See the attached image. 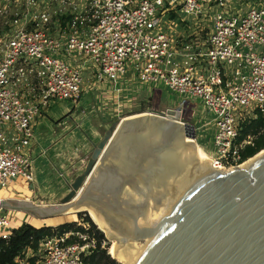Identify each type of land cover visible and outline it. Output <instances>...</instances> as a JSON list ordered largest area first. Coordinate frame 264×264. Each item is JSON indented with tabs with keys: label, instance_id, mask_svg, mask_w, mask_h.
<instances>
[{
	"label": "built area",
	"instance_id": "obj_1",
	"mask_svg": "<svg viewBox=\"0 0 264 264\" xmlns=\"http://www.w3.org/2000/svg\"><path fill=\"white\" fill-rule=\"evenodd\" d=\"M10 8L25 10L0 31V191L17 179L34 182V122L52 102L80 108L87 75L90 91L116 98L117 119L137 83L201 103L216 128L206 152L213 166L248 161L242 151L253 138L239 140L243 125L264 115V0H0V16ZM180 14L184 23L211 18L204 47L176 43ZM10 213L0 207L5 242L15 230ZM70 236L78 241L66 244ZM95 249L88 232L69 233L15 264H86Z\"/></svg>",
	"mask_w": 264,
	"mask_h": 264
},
{
	"label": "water",
	"instance_id": "obj_2",
	"mask_svg": "<svg viewBox=\"0 0 264 264\" xmlns=\"http://www.w3.org/2000/svg\"><path fill=\"white\" fill-rule=\"evenodd\" d=\"M195 140L180 109L124 118L58 205L0 207L39 219L91 210L120 264H264V150L219 169L196 158Z\"/></svg>",
	"mask_w": 264,
	"mask_h": 264
},
{
	"label": "rangeland",
	"instance_id": "obj_3",
	"mask_svg": "<svg viewBox=\"0 0 264 264\" xmlns=\"http://www.w3.org/2000/svg\"><path fill=\"white\" fill-rule=\"evenodd\" d=\"M24 10H25L24 8L8 9L7 14H5L4 16H0V31L7 30L8 26L6 22L16 16L20 17L23 14ZM180 15H181V18L179 17V21L176 20V22L177 24H179V26H182V30L180 29L178 33L179 29L177 28L173 29L174 30L173 33L175 34L174 37L175 36L177 37L176 43H179V39L181 37V40H185V42L190 43V44L192 43L193 45H195V47L196 46L204 47L203 43L205 44L207 37H208V33H209V29L207 27L212 26L210 16H209L210 19L206 18L205 20H203L200 17H198L197 19H192V23H189L187 21L188 23L187 24V23H184L182 20L184 19L183 18L184 15L183 14H180ZM22 25L23 24L19 23L17 26L21 27ZM212 31H213V28H212ZM87 81L88 83L86 85V90L88 91V95L84 96L83 102L80 108L75 109V111L70 112L68 114V115H71L73 113L76 114L75 118L77 120L73 122L71 116H67V118H65L66 120H68L66 122L67 124L66 127L67 128L70 127L72 129L70 133H72L73 131H76L75 134H73V136H71L70 138H68V140L64 142V144H66L67 147H70L71 153H73L71 158H68L69 159L68 164L70 163L75 164L74 156L76 158L80 157V161L77 164L79 165L78 170L76 172L79 173V171L83 167V165H81L80 162L83 164V163H87V161L89 160L91 153H92V144H98L100 140L102 139V137L105 135L106 131L114 123L120 122L123 118L132 117L133 115L142 114V113H145V114H148L151 112L165 113L168 109H180L182 111L183 122L192 124L197 129L195 142L201 149L204 150L205 153L207 152L204 149L206 148L208 150L207 144H205L206 139L202 136H204L206 133L208 134L209 132H211L212 124L209 125L207 121L204 123L200 122L199 116L201 115L203 116L202 111H201L203 106L201 103L196 102L195 100H191V99L183 100L181 99L180 96L169 94L161 90L160 88H150L151 90H149V92H144L146 91L144 90L145 89L144 86L137 83L136 85H133L132 87L128 89V96H130L132 100L127 103V107L122 108L123 112L125 111L124 112L125 117L121 116L117 119V117L115 116L116 112L115 110H113L114 102L116 98L112 94H110L109 93L110 91L108 90H104V91L102 90L101 92L98 90L90 91L89 89L91 87L90 84L92 83V79H90L89 75H87ZM110 95H112L113 97H111ZM58 103H66L70 109H73V106L68 102L63 101V102H58ZM58 103L52 102L50 106L53 107L55 105L54 108H56ZM197 103L199 104L197 105ZM54 108L53 110H55ZM204 112H205L204 116L207 117L206 120L207 119L211 120L213 118L212 112L210 110L205 109ZM52 118H53V120L51 121L52 125H56L55 123L59 120L61 122L62 120H64L63 116H60L59 118L57 115H52ZM37 121L38 120L36 119L33 125L34 134H35V138L37 141V144H36L37 152L39 153L40 158L44 159L43 163L45 164L47 163L48 166H51L52 164L54 168V169L51 168V171L48 175H47L48 171H45L44 173H41L39 177L41 179L47 180L46 187L50 189H56V180L53 181L52 176L59 177L62 183L65 184V187H68L69 189V184H68L69 180H67L68 178H66L68 174L66 173L64 169H61L62 167L60 166L58 157L55 156L54 152L49 151L50 148L53 146V145L51 146V144H53L54 141L46 142L47 139L45 140L46 138L45 136H47L50 133V131H54V129L50 131L41 129L40 126L39 127L37 126ZM66 127L60 126L59 130L65 131ZM51 136H53V139H54L55 136L54 135H51ZM34 145H32L29 148L30 151L33 150ZM42 148H44V150ZM212 150H214V148ZM60 156H62V154H60ZM31 157L32 159L34 158V162H36V160L38 159V158H35L36 157L35 155H32ZM61 158H63V156ZM35 166L39 167L41 165L40 163H37V165ZM57 167L61 169V171ZM76 172H74V174H72L73 176L72 175L71 176L74 177ZM19 180L20 179H17L16 182H18ZM68 193H65V194L67 195ZM1 195L3 194L0 193V196ZM44 195L45 194H42L41 196L40 195L37 196L38 197L37 199L39 200L40 204L44 206H55L60 203V201L53 199L52 197L49 198V196H47V198H45ZM48 204H52V205H48ZM81 213H82L81 216H79V213H76V214H69L61 218H55V219H49V220L39 219L33 215H30V219L28 220V222L31 225H34L40 228L41 227L57 228L58 226L66 224V223H73L75 228L82 227L84 230L85 229L89 230L90 225H88L85 222V217L90 218V216L87 212H81ZM18 214L20 215V217H23L24 215V213H18ZM108 243L110 244L108 247V254H110L109 251L114 243L113 241H109V240H108ZM105 246L107 245L105 244L104 247ZM117 262L119 263V261Z\"/></svg>",
	"mask_w": 264,
	"mask_h": 264
},
{
	"label": "crops",
	"instance_id": "obj_4",
	"mask_svg": "<svg viewBox=\"0 0 264 264\" xmlns=\"http://www.w3.org/2000/svg\"><path fill=\"white\" fill-rule=\"evenodd\" d=\"M207 28L209 30H212L213 23H212V26H209ZM144 88H145L144 90H146L144 92H149V90H151L148 87H144ZM110 96L113 97L112 95H110ZM114 104H115V102H114ZM198 104L199 103H197V105ZM50 105L46 109L41 110L39 116L37 117V120H38L37 126L38 127L40 126L41 129H45V130H49V131L54 129V131H50V133L47 136H45L46 137L45 140L47 139L46 142L54 141V143L51 144V146L52 145L53 146L50 148L49 151H53L55 156L58 157V161L60 163V166L62 167L61 169H64L66 171L68 176H66V175L65 176H66V178H68L67 179V180H69L68 182L72 183L79 175L83 174L85 167H86V164H87V163L82 164L80 162V164L83 165V167L79 171V173L76 171L78 170L79 165H77V164L80 161V157L76 158L74 156L75 164H71V163L68 164V161H69L68 158H71L73 153H71L70 147H67V145L64 144V142L66 140H68V138L73 136V134H75L76 131H73L72 133H70L72 129L70 127L69 128L66 127V125H67L66 122L68 120H66L65 118H67V116H71L72 121L73 122L76 121L77 120L75 118L76 114L73 113L71 115H68L70 112H73L75 110L70 109L66 103H58L56 108H54L55 105L53 107H51ZM114 107H115V105H114ZM53 108L55 110H53ZM201 111H202L203 116L202 115L199 116L200 122L204 123L207 121V123L209 125L212 124L211 132H209L208 134L206 133L204 136H202L206 139L205 144H207V147H208V150L206 148H204V149L206 151H213L212 149L214 148V138L216 135V128L214 125V121H213V118L211 120L210 119L206 120L207 117L204 116V114H205L204 107H202ZM52 115H57L59 118H60V116H63L64 120H62V122L59 120L55 123L56 125H52V123H51V121L53 120ZM60 126H65L66 130L60 131L59 130ZM51 135L55 136L54 139H53V136H51ZM36 144H37V141L35 138V141L32 144V145H34L33 150L30 151V149H28V151H27V153L29 154L30 157L32 155H35L36 156L35 158H38L36 160V162H34V158H33V162H32V171H33L34 182L31 184H27L23 180H19L18 182L13 183L9 187V189L0 191V193L3 194L0 196V200L29 201V202L34 203L35 205L44 206V205L39 203L37 196H39V195L41 196L42 194H45L44 195L45 198H47V196H49V198L52 197L53 199L61 201L64 198V196L66 195L65 193H68V191H69L68 187H65V184L62 183V181L60 180L59 177L52 176V180L53 181L56 180V189H50V188L46 187L47 180L41 179L39 177V175L41 173H44L45 171H48V173H47V175H48L51 171V168H53V165L51 164V166H48L47 163L46 164L43 163L44 159L40 158L39 153L37 152V149H36ZM42 149L44 150V148H42ZM60 154H62L63 158H61L62 156H60ZM37 163H40L41 166L36 167L35 165H37ZM61 169H59V170L61 171ZM74 172H76V174L74 177H72L73 176L72 174H74ZM61 174H63V173H61ZM48 205H52V204H48ZM10 212H11L10 213L11 216L13 217L12 225H13L14 229L21 227L24 223H26L30 219V215H28L27 213L24 214L23 217H21L22 219L20 220L18 218V215H17L20 212H18V213H16L15 211H10ZM17 219H18V221H17Z\"/></svg>",
	"mask_w": 264,
	"mask_h": 264
},
{
	"label": "trees",
	"instance_id": "obj_5",
	"mask_svg": "<svg viewBox=\"0 0 264 264\" xmlns=\"http://www.w3.org/2000/svg\"><path fill=\"white\" fill-rule=\"evenodd\" d=\"M175 14L171 18H175ZM252 137L253 145L245 147L242 151L243 161L253 158L255 155L264 150V115L259 114L255 119L248 120L243 125L240 141ZM82 213H79L81 216ZM85 222L90 225V229L85 231L82 227L75 228L73 223H66L54 227H37L30 223H24L21 227L13 230L9 241L0 240V264H15L16 259L23 258L24 253L29 249L36 252L40 245L54 238L63 237L69 233H86L96 241V249L94 252L84 259L86 264H119L108 254L109 243L105 234L100 231L90 218L85 217ZM75 236H70L66 244L77 242ZM107 245L104 247V245Z\"/></svg>",
	"mask_w": 264,
	"mask_h": 264
},
{
	"label": "bare ground",
	"instance_id": "obj_6",
	"mask_svg": "<svg viewBox=\"0 0 264 264\" xmlns=\"http://www.w3.org/2000/svg\"><path fill=\"white\" fill-rule=\"evenodd\" d=\"M198 148V153H197V156H196V158L197 159H199L201 162H211V158L204 152V150L203 149H201L199 146L197 147ZM75 200H73V202H74ZM43 207H55V206H43ZM84 211H86L88 214H89V216H90V218L92 219V221L95 223V225L104 233V234H106V236H108L109 237V235H108V233H107V231L105 230V228L103 227V225L101 224V222L99 221V219H98V217L91 211V210H86V209H81V210H79V211H74V210H71L70 212H68V213H66V214H63V215H60V216H58V217H54V218H48V219H43V220H49V219H55V218H61V217H63V216H66V215H69V214H76V213H79V212H84ZM18 212H20V213H24V214H26L25 212H22V211H17L16 213H18ZM18 215V218L21 220L22 218L20 217V215L19 214H17ZM27 223H29L28 221H27ZM15 226V225H14ZM113 246L111 247V249H110V251H109V253H110V255L114 258V259H116L117 261H119V263L121 262V263H124L123 262V260H121V259H119V258H116L115 257V255H114V245H115V242L113 241Z\"/></svg>",
	"mask_w": 264,
	"mask_h": 264
}]
</instances>
